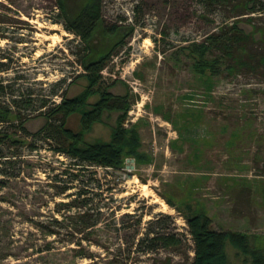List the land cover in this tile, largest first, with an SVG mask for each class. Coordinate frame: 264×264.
Wrapping results in <instances>:
<instances>
[{
  "label": "rangeland",
  "instance_id": "374dc122",
  "mask_svg": "<svg viewBox=\"0 0 264 264\" xmlns=\"http://www.w3.org/2000/svg\"><path fill=\"white\" fill-rule=\"evenodd\" d=\"M95 6L97 19L88 15ZM225 15L221 8L204 10L198 0H0V63L8 65L0 80L23 76L12 91L16 98L31 93L34 99L26 130L35 133L46 124L37 109L42 99L49 108L62 102L59 93L51 95L61 81L64 99L84 101L65 122L67 130L80 133L83 113L93 110L101 94L91 92L92 72L78 60L100 61L96 84L127 98L123 126H136L145 157L139 164L127 157L121 169H78L49 142L37 139L36 150L23 149L8 170L16 177L0 189V264L125 260L120 241L126 245L136 229L135 218L123 220L124 230L117 224L123 214L141 218L140 232L154 216L168 215L161 231L182 239L178 247L152 254L133 246L128 264H189L194 248L186 218L199 213L211 219L213 230L245 234L264 252V82L250 75L213 78L208 69L200 74L194 53ZM261 21L264 17L253 23L264 25ZM236 26L255 39L262 36L250 22ZM120 115L103 110L82 132L83 142H109ZM69 174L94 180L90 197L101 208L99 224L83 233L68 221L60 231L51 226V219L76 212L56 205L73 198L55 196ZM45 227L58 232L48 234ZM85 235L90 240H81ZM224 253L225 264H251L229 241Z\"/></svg>",
  "mask_w": 264,
  "mask_h": 264
},
{
  "label": "trees",
  "instance_id": "16d2710c",
  "mask_svg": "<svg viewBox=\"0 0 264 264\" xmlns=\"http://www.w3.org/2000/svg\"><path fill=\"white\" fill-rule=\"evenodd\" d=\"M198 2L208 12L220 8L226 12L222 25L207 34L197 44L198 48L194 51L201 63L200 74H203V69H208L213 78H218L222 74L230 77L250 75L264 82V25L253 23V21L262 20L264 17V0H198ZM58 6L62 16L60 2ZM95 7V12L87 14L89 16L94 15V18L97 19L99 18V8ZM238 21L250 22L255 26L256 32H260L262 36L255 39L253 34L244 33L236 26ZM261 22L264 23V21ZM53 23L62 24L56 19L53 20ZM78 24L80 22H77L75 26ZM65 28L70 32L73 31L66 26ZM78 62L87 71L92 72L89 75L91 92L98 91L101 94L93 110L83 113L81 118L82 131L78 134L67 130L65 122L70 114L81 110L84 101L64 99L65 90L59 88L61 81L53 85L54 89H52L51 95L56 96L59 93L62 102L59 104L52 102V107L49 108L47 107L48 100L42 99L37 109L45 115L46 124L39 131L30 133L24 127V123L30 118V113L26 112L32 108L34 99H30L32 98L31 93H28V98H16L12 91L15 85L14 81L23 79V76L19 75L13 78V82L6 80L4 83L3 80H0V98H4V100H0V189L8 179L16 177L14 171L8 170L13 169L16 165L17 159L21 157V151L27 149V151L33 152L38 148L36 146L37 139L52 144L55 154L73 160V166L78 169L83 167L86 169L88 167L121 169L122 163L127 157L133 158L138 164L145 161L144 155L139 153L141 143L136 126H132L131 130L123 126L129 106L127 98L107 93L105 87L96 84L100 78L98 75L101 68L100 61L87 65L82 59H79ZM7 70L8 65L0 63V71ZM8 90L9 92H7ZM103 110L121 111L117 125L111 134V139L107 143H93L92 145L83 142L82 132L101 115ZM64 171L66 172V170ZM69 175L68 181H64L60 187H57L55 196L65 194L66 198H73L67 203L60 202L56 205L57 207L76 210V212L66 216L63 220L51 219V226L60 231L65 222L68 221L76 232L83 233L92 230L99 224L102 216L101 208L99 204L94 205L93 198L90 197V195H95L92 193L91 187L94 180L79 178L80 176L77 174ZM55 178L58 180L56 182H61V179ZM76 184H78L75 188L76 191L66 194L67 191L74 189ZM98 187L100 185L96 186V188ZM124 219H134L132 225L136 229L129 241H126V245L120 241L119 250L122 255L125 252L127 259L130 258L129 255L133 246L135 247L134 250L141 254H152L161 248L178 247L182 243V239L178 237L177 233L161 231L162 227L159 226L170 221L168 215L154 216L148 221L147 229L144 232H140L138 229L142 223L140 217L135 214L121 215L118 220L121 222L117 224L123 230L125 228ZM186 223L194 248L192 261L189 264H225L224 248L226 241H229L240 254L249 256L251 264H264V252L251 246L247 235L215 231L211 228V219L202 213L186 218ZM38 227L43 228L42 226ZM45 229H47L46 233L48 234H57L56 232H58L52 231L49 227H45ZM86 236L82 237L81 240H90ZM71 238L70 241L73 240L74 235ZM122 246H125L124 249H121ZM86 256L91 257L90 254ZM126 258L125 260L117 258L113 264H128Z\"/></svg>",
  "mask_w": 264,
  "mask_h": 264
},
{
  "label": "bare ground",
  "instance_id": "6f19581e",
  "mask_svg": "<svg viewBox=\"0 0 264 264\" xmlns=\"http://www.w3.org/2000/svg\"><path fill=\"white\" fill-rule=\"evenodd\" d=\"M143 187H144V189L147 188L145 185H144ZM162 202H163V201H162ZM162 202H161V203H162ZM164 208H165V207H164Z\"/></svg>",
  "mask_w": 264,
  "mask_h": 264
}]
</instances>
